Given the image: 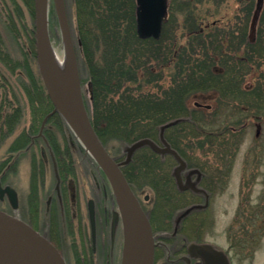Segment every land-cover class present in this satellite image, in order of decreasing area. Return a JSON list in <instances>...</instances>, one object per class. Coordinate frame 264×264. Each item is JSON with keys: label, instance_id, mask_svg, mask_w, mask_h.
Returning a JSON list of instances; mask_svg holds the SVG:
<instances>
[{"label": "trees", "instance_id": "16d2710c", "mask_svg": "<svg viewBox=\"0 0 264 264\" xmlns=\"http://www.w3.org/2000/svg\"><path fill=\"white\" fill-rule=\"evenodd\" d=\"M12 1L11 6L2 3L5 14L0 22V60L4 59L12 72L18 71L15 75L22 83L24 79L31 81L26 87L31 103L37 92L43 94L44 115L53 105L38 71L34 19L31 25H25L22 4ZM225 1L169 0V16L160 38L141 39L136 30V0H72L79 67L84 66L86 80L92 85L89 101L85 102L108 151L121 160L114 155L113 147L121 150L141 138L159 142L160 127L182 119L165 131V138L188 168L201 171L203 178L198 185L208 193L215 182V170L224 167L222 174L227 176L232 169L240 140L231 142V137L241 134L251 119L264 121V6L255 38L250 41L256 0H234L240 5L235 17L205 22L201 5L214 2L218 6ZM25 6L34 18V0H25ZM70 25L73 32L71 20ZM8 42H14L22 51L21 58L10 56ZM196 102L211 108L197 106ZM61 119L58 113L51 117V121ZM64 126L65 132L70 130L66 123ZM206 146L210 149L207 152L221 147L214 165L202 166L191 160L190 155ZM58 149L54 151L56 156L62 154L58 161L64 167L60 173L65 181L72 176V166L67 150ZM167 160L175 162L171 155L162 156L142 147L123 166V172L153 229L160 224L174 231L191 220L196 210L181 221L177 216L204 196L179 190L173 171L165 166ZM147 188L153 193L152 205L151 200L140 197L139 192ZM48 237L61 248L53 237ZM79 239L74 245L76 251L66 246L63 253L68 257L73 251L75 264H94L90 234L81 231ZM163 262L169 263L165 258ZM160 263L156 253L155 264Z\"/></svg>", "mask_w": 264, "mask_h": 264}, {"label": "rangeland", "instance_id": "374dc122", "mask_svg": "<svg viewBox=\"0 0 264 264\" xmlns=\"http://www.w3.org/2000/svg\"><path fill=\"white\" fill-rule=\"evenodd\" d=\"M19 1L23 7V22L25 25H31L32 19L34 18H32L29 9L26 8L25 0ZM3 2L11 6L13 1L0 0V22L4 21L5 13H3L2 8ZM66 5L68 16L71 22H73L72 34L74 41H76V33L74 30L75 13L72 8V0H66ZM201 9H203L202 12L205 14V22L218 18L227 21L237 15L240 10V5L234 0H227L218 6L214 2L205 3L203 6L201 5ZM55 13L54 5L51 2L49 15L50 41L61 61H65L66 50L57 17H53ZM3 33L6 38L9 37L8 32L4 31ZM24 34L25 32L21 35ZM23 39L25 40L24 37ZM8 43L10 56L13 59L21 58L22 51L18 49L17 45L14 42ZM5 62L4 59L3 61L0 60V89L2 92L4 91L2 86L4 81L11 83L12 86L9 83V86H11L9 89L14 92L13 96L18 98L21 108L26 112L25 117L30 120L32 107L26 87L31 84V81L24 79L25 82L22 83L16 76L18 71L12 72L10 66ZM79 70L81 81L82 79L86 80L88 74L84 66L79 67ZM82 89L85 100L89 101L91 90L88 80L85 83L82 82ZM34 99L38 103L40 101L43 102V94L37 92ZM209 102L210 104L212 103L211 101ZM246 124L243 130H239L241 134L231 137V142L236 139L240 140V146L230 173L227 176L222 174L225 172L224 167L222 170H215V182L209 186L211 187L209 188L212 194L211 197L209 199L207 198L206 202L201 196L195 199V202L203 206L198 208L192 214L191 220H188L183 225L181 228L182 231L179 233V238L182 242L185 238L184 242L187 244L190 242H206L216 245L228 253L231 264H264V121L260 122L251 119ZM64 125L65 121L63 119L61 121H51L50 119L49 126L51 131L49 133L51 135L53 151L54 148L59 150L58 147L67 150L66 155L69 154L68 156L72 166L70 173L72 176H67L65 181L61 180V183H58V186H60L58 193L62 196L61 200L57 196L51 203L54 206V212L49 222H47L49 223L47 234L57 241L61 247L58 249L64 255L67 263L75 264L74 252L70 250L72 254L66 257L62 250L66 249V246H69L71 248L73 247L76 251L75 243L78 245L81 231L90 234L87 209L88 199L95 201L96 215L99 219V227L102 229L104 208H112L110 203L112 200L110 198L113 196V193L103 171L86 152L68 125L70 130L67 129V132H65ZM15 138L11 137L7 139L0 148V175L3 172V183L13 186L18 191L23 208L18 214L22 218L27 219L29 218V207H32V210L36 209V206H30V201L35 205L37 202H40L39 207L41 206L44 209L45 201L52 190H54L56 183L50 178L48 172L47 180L45 181L43 179L45 175L42 176L43 163L38 149H36L38 152L32 148L29 152L16 151L15 153L10 150ZM220 149L221 147H215V152H207L210 149L206 146L205 150H199L192 156L190 155V157L193 162H199L198 164L202 166L214 165L217 159L216 154ZM118 150L113 147L114 155L119 156L118 158L123 160L126 156L125 148ZM13 153L16 156L15 163H1L4 158L5 160L8 158L11 160L10 155ZM58 156L62 158V154L59 153ZM206 161H209V163H204ZM167 162L165 165L166 168L169 167L173 171L176 167V162L169 160ZM62 163L64 165V161ZM190 170L191 168L184 171V173L191 178L192 174L190 175ZM185 175V179L183 178L184 181L187 178ZM191 180L196 182L192 178ZM105 191H107L109 196V205L107 206L104 200ZM139 193L141 198L148 196V201L151 200L152 205V190L147 188L145 191ZM113 207L116 209V205ZM180 216H177L179 221L183 218ZM172 233V228H165L160 224L157 228H154L157 242H163L171 249H173L174 245L171 236ZM64 238L68 240L67 243H65ZM157 253L161 258L162 264H164L163 250L158 248ZM121 255L119 257L117 256L118 258L114 264H120ZM109 259L108 252L103 253L100 251V255L95 254L94 264H107Z\"/></svg>", "mask_w": 264, "mask_h": 264}, {"label": "water", "instance_id": "95a60500", "mask_svg": "<svg viewBox=\"0 0 264 264\" xmlns=\"http://www.w3.org/2000/svg\"><path fill=\"white\" fill-rule=\"evenodd\" d=\"M53 2L62 40L66 50V59L71 62L74 83L69 86L59 76L51 55L53 49L50 41L49 9ZM264 0H257L250 24V41L254 40L257 23L263 9ZM169 0H136V30L141 39H159L164 23L168 19ZM34 30L35 53L39 73L53 105L44 123L53 115L59 114L79 140L86 152L103 171L110 183L116 199L118 211L113 212L114 224L119 219L124 226V245L120 264H154L156 242L150 219L143 209L141 202L133 191L123 166L130 163L133 155L142 147H149L156 154L171 155L177 166L173 175L180 190L192 189L195 192L205 193L198 188L188 175L184 181L182 173L187 168V162L171 146L165 138V131L180 122L176 119L160 127L159 143L150 138H141L125 148L126 157L117 161L108 151L97 134L88 113L83 96L82 81L76 54L75 42L72 36L68 18L66 0H34ZM91 90V84H90ZM197 106H201L196 102ZM210 108V105H203ZM42 134V132H40ZM200 172L190 171V175ZM7 194L14 211L18 209L17 191L11 185L3 186L0 182V198ZM148 199V197H146ZM195 205L185 210L180 217H184L192 210L201 208ZM131 212L139 227V237L128 245L125 227V212ZM88 215L91 226L93 245L96 243V211L93 199L88 202ZM190 257L202 260V264H230L227 255L211 244L190 243L187 247ZM0 264H68L61 251L30 224L22 220L15 212L8 213L0 209Z\"/></svg>", "mask_w": 264, "mask_h": 264}, {"label": "flooded vegetation", "instance_id": "af4514ba", "mask_svg": "<svg viewBox=\"0 0 264 264\" xmlns=\"http://www.w3.org/2000/svg\"><path fill=\"white\" fill-rule=\"evenodd\" d=\"M9 83L10 82L7 83L6 81H4L2 83L4 91L2 92V90L0 89V148L3 146L4 142L7 139L11 137L15 138L16 136L14 140V144L12 145V147H10V150L14 151V153L16 151L29 152V150H31L32 148L36 152H38L39 150L40 157L43 163L42 176L45 175L43 179L45 181L47 180V172H48L50 178H52L56 184L54 190H52L51 194L47 197L45 201L44 209H42L41 206L39 207L40 202H37L38 204L37 206V204L36 205L34 203L32 204V202L30 201L29 203L30 206H34V207L36 206L35 207L36 209L32 210V207L31 208L29 207L28 209L29 218L27 219L22 218L18 214V212H21L23 210V208L17 190H16L18 197L17 211H14L12 209L7 194H4L3 198H0V209L9 213L15 212L20 218L27 221L36 230L49 236V234H47L49 230V223L47 222L52 217L54 212V206L51 203L53 202L54 198H57V196L60 197L61 200L62 195L60 196L58 193L60 188V186H58V183H61L62 180L60 169L63 170L64 167L59 164L58 156H56V154L52 149L51 135L49 133L51 131L49 126L50 119H48L44 123V126L42 128L44 119L47 115V113L43 115V111L46 112L44 103L41 101L38 103L36 100L34 101V103L30 102V105L32 107L31 108L32 112L30 114V120L27 119L25 117L26 112L21 108L18 98L13 96L14 92L11 91V89H9L12 86L11 83H10L11 86H9ZM19 129L21 130L19 131ZM40 132H42V134H40ZM14 153L10 155L11 157L9 156L11 160L9 158L5 160L4 158L1 163H12V164L15 163L16 156ZM33 154L35 153L33 152ZM34 163L36 162L34 161ZM183 175H185V173H183ZM191 178L199 182L200 180H202L203 174L199 175L197 173H193ZM3 180H4V176H3V172H1L0 182L3 186H5L6 184L3 183ZM203 195H204V201L206 202L207 198L209 199L212 194L208 193V196H206L205 194ZM108 198H109L108 193L107 191H105L104 200L106 201V206L109 205ZM110 199L112 200L110 201L112 208L110 209L108 207L104 208V220H103L102 229L99 227V219L96 215V221H97L96 243L95 245L92 244V246L94 253L96 255H100V251H102L103 253L108 252V256L110 259L107 262V264H114L122 252L123 243H124V230L120 219L119 221H116L114 224L113 212L117 210V207L116 209L113 207L116 205L114 196H111ZM180 231H182V229L180 228L175 229L171 234L172 240L174 241L173 249L167 247V245L164 244L163 242H160L162 245H159L157 247L156 252L158 248H161L164 252L163 253L164 258L170 264H202V260L196 257H190L189 262L185 260L184 257L189 256L187 247L192 242L188 244L185 243L184 242L185 238L182 242V240L179 238ZM90 236H91V230H90ZM195 243L203 244L204 242L203 243L195 242ZM214 246L216 247V249L223 251L216 245ZM224 253L229 258L228 253L225 251ZM174 257L175 259H173Z\"/></svg>", "mask_w": 264, "mask_h": 264}, {"label": "bare ground", "instance_id": "6f19581e", "mask_svg": "<svg viewBox=\"0 0 264 264\" xmlns=\"http://www.w3.org/2000/svg\"><path fill=\"white\" fill-rule=\"evenodd\" d=\"M52 60L59 76L66 82L67 85L71 86L74 83L73 69L70 60L67 58L65 61H61L57 52L51 50ZM126 233L128 238V245L133 244L139 237V227L133 216L129 211L125 212L124 215Z\"/></svg>", "mask_w": 264, "mask_h": 264}]
</instances>
